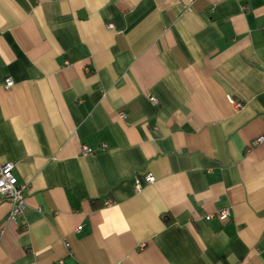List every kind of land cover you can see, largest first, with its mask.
<instances>
[{"label": "crops", "instance_id": "0c3cea01", "mask_svg": "<svg viewBox=\"0 0 264 264\" xmlns=\"http://www.w3.org/2000/svg\"><path fill=\"white\" fill-rule=\"evenodd\" d=\"M260 138L264 0H0V264H264Z\"/></svg>", "mask_w": 264, "mask_h": 264}, {"label": "built area", "instance_id": "2783aa9c", "mask_svg": "<svg viewBox=\"0 0 264 264\" xmlns=\"http://www.w3.org/2000/svg\"><path fill=\"white\" fill-rule=\"evenodd\" d=\"M14 85V81L12 79H7L5 81V87L10 88ZM152 103H156L154 98L151 99ZM230 102L233 105H237L240 107L239 103L233 99H230ZM264 138L258 139L254 142V145L261 144ZM91 153V150L83 147V154L87 155ZM15 165L13 163H6L0 165V196L10 200L13 204V210L11 212L12 218H17L24 214L26 210V199H25V190L26 187L19 183L17 177L14 174ZM143 180L148 185H152L155 183V177L152 174H148L143 177ZM135 188L139 192L141 191V178H137L135 180ZM229 216V211H224L221 213V219L225 220Z\"/></svg>", "mask_w": 264, "mask_h": 264}]
</instances>
